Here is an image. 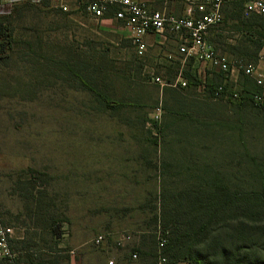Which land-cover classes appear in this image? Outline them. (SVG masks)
I'll list each match as a JSON object with an SVG mask.
<instances>
[{
  "label": "rangeland",
  "instance_id": "374dc122",
  "mask_svg": "<svg viewBox=\"0 0 264 264\" xmlns=\"http://www.w3.org/2000/svg\"><path fill=\"white\" fill-rule=\"evenodd\" d=\"M181 3L166 0L156 9L181 10ZM234 4L223 7V20L209 41L264 72V47L257 60L245 55L256 32L232 17L247 18L242 5ZM68 5L79 21L55 15L52 0L0 2V24L11 35L9 48L0 51V214L15 236L23 233L16 218L22 208L17 190L24 179L53 196L62 230L55 247L69 250L71 264H107L109 259L115 264L127 251L117 250L113 239L95 246L96 234L113 238L129 232L133 240L127 246L134 247L153 226V207L161 220L164 200L187 189L207 192L213 176L240 195L261 193L263 110L238 100L203 99L202 87L160 88L151 76L169 80L180 71L183 77L193 74L191 64L165 59L177 45L175 36L138 56L114 24L81 16L74 0ZM58 24L66 26L60 41L55 40ZM53 60L61 62L58 67ZM69 67L125 105H105ZM203 68L214 77L215 69ZM236 79L250 83L241 73ZM190 160L210 168L190 169ZM250 218L262 236L264 257V212ZM227 233L218 225L210 236Z\"/></svg>",
  "mask_w": 264,
  "mask_h": 264
},
{
  "label": "trees",
  "instance_id": "16d2710c",
  "mask_svg": "<svg viewBox=\"0 0 264 264\" xmlns=\"http://www.w3.org/2000/svg\"><path fill=\"white\" fill-rule=\"evenodd\" d=\"M74 1L78 9L80 8L81 14L86 15L82 3L79 0ZM140 1L153 10H162L156 8L163 6L162 3L166 0ZM233 2H235L234 6L241 4L243 11V0ZM40 5L46 6V3L42 2ZM56 10L58 11H54V14L63 19L76 12L62 11L58 7ZM104 17L112 18L113 11L107 12ZM232 17L239 20L249 33L252 29L256 32V42L250 41L252 48L245 46L244 52L245 55H251L253 60H257L259 50L264 47V15L251 14L246 16L244 21L240 20L239 15ZM115 22L121 24V22ZM10 44V32L3 24H0V51L8 49ZM222 52L227 54L225 50ZM230 58L243 62L239 58L231 56ZM54 63L58 67L61 62L56 60ZM69 72L105 105H125L97 90L87 79L76 72V68L69 67ZM192 72L193 74L186 72L184 77L187 79V85L195 91L197 87L200 88L201 81L195 69H192ZM212 74L214 77H209L211 74L208 75L204 88H202L207 93L203 94V99L238 100L239 104H248L264 111V108L254 105L251 97L247 95L250 90H259L248 77L245 76L250 81L247 86L239 83L232 84L223 71L215 69ZM219 86L223 87V91L215 95ZM234 87L240 89L238 98H232ZM150 119L152 122L156 121L151 117ZM190 163V169L210 168L209 165L200 166L193 160H190ZM213 177L215 178L210 181L213 188L207 192L187 189L177 193L170 200L169 198L164 200L161 206V220L154 212L156 207H153L149 221V225L153 224L152 228L137 238L136 246H127L125 249L116 247L117 250L127 251L118 258L125 260V264H159L160 255L166 258L164 264L181 262L188 264H264L260 245L262 236L257 228L250 224L254 222L250 216L260 211L264 212V188L260 189L261 193H255L252 196L248 193V195L244 193L240 195L235 190L225 187L218 176ZM19 184L17 195L22 208L18 219L16 218V227L23 230V233L11 241L12 249L16 253L15 264H71L69 250L55 247V240L61 237L62 230L57 221L58 213L53 196L46 190L38 188L35 182L29 179H24ZM223 216L225 219L222 218ZM20 217H22L21 220H19ZM158 225L167 236V242L161 251H158L154 234ZM218 225L228 230L229 233L225 238L210 236L213 228ZM198 249L204 250V254H201ZM133 253H136V258H132ZM0 264L9 263L0 260Z\"/></svg>",
  "mask_w": 264,
  "mask_h": 264
},
{
  "label": "built area",
  "instance_id": "2783aa9c",
  "mask_svg": "<svg viewBox=\"0 0 264 264\" xmlns=\"http://www.w3.org/2000/svg\"><path fill=\"white\" fill-rule=\"evenodd\" d=\"M89 19L101 22L102 20H115L129 32L131 44L138 56L147 50L145 36L148 33L154 34L160 42H165L168 35L177 38L176 50L167 52L165 59L169 63L180 66L191 64L195 69L204 88V83L208 74L204 71V65L211 66L216 70L226 73L229 82L238 84L236 75L241 73L248 77L259 89L250 90L247 95L251 97L254 105L264 108V72L251 63H243L239 60L231 59L228 54L211 44L209 34L223 20V7L225 4L236 0H178L185 4V11L181 15H176L165 10H153L140 0H79ZM62 11H68L66 5H60ZM113 11L112 18H105V14ZM243 14L264 15V0H243ZM150 80L160 88H184L187 86V79L181 75V71L175 79H164L160 76H151ZM223 91L219 86L215 95ZM240 89L233 90L232 98H238ZM161 114V106H156L153 117L158 119ZM158 251L167 242L166 232L160 225L154 231ZM15 236L14 228L6 225L0 215V260L9 264H15L16 253L13 251L11 241ZM113 239L112 243L117 248L125 249L127 244L133 240V235L123 232L119 236L111 237L106 234H96L92 240L96 246L102 245L107 240ZM136 258V253L132 254ZM166 258L159 256V264H164ZM108 264H112L108 260Z\"/></svg>",
  "mask_w": 264,
  "mask_h": 264
},
{
  "label": "crops",
  "instance_id": "0c3cea01",
  "mask_svg": "<svg viewBox=\"0 0 264 264\" xmlns=\"http://www.w3.org/2000/svg\"><path fill=\"white\" fill-rule=\"evenodd\" d=\"M2 0H0V2H1ZM3 1H12V0H3ZM52 1H54V3H55V5H56V7H58L59 8V6L60 5H66L67 7L69 6L68 4L70 3V1L71 0H52ZM172 2H174V1H176V2H179V3H181V1H178V0H171ZM183 6H182V9L181 10H176V11H172V12H170V13H173V14H176V15H181V14H183L184 13V11H185V4L182 2L181 3ZM77 15L78 14H76V12H74L73 14H70L69 15V17H71L70 19L71 20H73V21H79V19L77 18ZM81 16H86V18H88L89 19V17L87 16V15H82V14H80ZM104 23H110V24H114V26L115 27H117V32L119 33V31H121V33H123V35L125 36V37H127L129 40H130V38H129V32H128V30L126 29V28H124L121 24H119V23H117V22H115V21H113V20H102L101 22H100V24L101 25H104ZM66 29V26L65 25H63V24H58V26H57V28H56V32H57V37L55 38V40L56 41H58L59 39H60V36L61 35H65L66 34V31H64ZM118 29H120V30H118ZM210 35V34H209ZM60 41V40H59ZM145 41H146V43H147V48L148 47H152V46H155L154 44H156V43H164V42H160L159 41V39L154 35V34H152V33H148V34H146V36H145ZM177 46V45H176ZM174 51L176 50V47L173 49ZM210 68H211V66H210ZM211 69H215V68H211ZM109 260H111L112 262H113V260L112 259H109ZM125 260H121V259H119L118 257H117V260H116V262H115V264H125V262H124ZM108 262V261H107ZM94 264H99V263H94ZM108 264V263H107ZM113 264V263H112ZM177 264H188V263H186V262H181V263H177Z\"/></svg>",
  "mask_w": 264,
  "mask_h": 264
}]
</instances>
